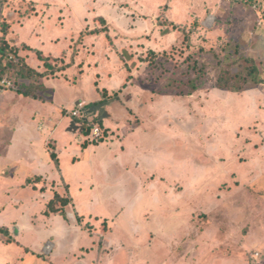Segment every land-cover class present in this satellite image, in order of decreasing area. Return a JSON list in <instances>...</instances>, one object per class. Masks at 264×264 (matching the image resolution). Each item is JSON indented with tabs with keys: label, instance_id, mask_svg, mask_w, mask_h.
<instances>
[{
	"label": "rangeland",
	"instance_id": "1",
	"mask_svg": "<svg viewBox=\"0 0 264 264\" xmlns=\"http://www.w3.org/2000/svg\"><path fill=\"white\" fill-rule=\"evenodd\" d=\"M215 1L0 0L57 68L33 100L0 86V264H119L118 247L123 264H264V83L218 88L215 57L239 43L264 78V0H220L184 40ZM60 188L70 203L49 212Z\"/></svg>",
	"mask_w": 264,
	"mask_h": 264
},
{
	"label": "trees",
	"instance_id": "2",
	"mask_svg": "<svg viewBox=\"0 0 264 264\" xmlns=\"http://www.w3.org/2000/svg\"><path fill=\"white\" fill-rule=\"evenodd\" d=\"M0 13L2 14V16H0V79L7 75L14 80V87L19 93L37 98L39 97L37 91H44L47 89L44 85V77L57 70L55 65H52L47 59L52 54H46L40 49H35L39 59L45 62L47 69H45V71L40 70L32 65L27 55L21 53L25 50L21 49L18 43H13L8 38L10 26L7 24V21L2 18L3 12L1 9ZM198 18L199 17H194L192 25L189 23L182 27L180 26L182 28V33L185 32L184 40L189 39L188 42L190 43H192L191 36H193V33L201 28V21ZM103 21L106 22L104 18ZM172 25L173 27L178 26L177 24ZM177 29L179 30V27ZM226 46L223 47V56L219 53L215 54L217 67L216 86L218 88L234 93H241L249 86H256L264 83V78L261 76L260 67L255 58L242 54L241 45L239 43L232 46L228 44V46ZM23 47L27 50H34L30 45L25 44ZM28 54L30 53L28 52ZM198 70V73L201 74L200 77L188 81L190 85L189 94L203 87L206 82L205 65H200ZM25 80H28L29 83ZM103 90L105 93V89ZM84 130L85 135L89 138L91 136L92 125L89 124V127L85 126ZM99 139H101V137H99ZM87 141L89 142L90 139ZM82 145L87 146L88 143L84 142ZM50 155L56 166H59L57 152L55 150L51 151ZM69 203L70 197L68 195H64L58 190H55L53 197L47 203L48 211L63 213L65 210L64 207Z\"/></svg>",
	"mask_w": 264,
	"mask_h": 264
},
{
	"label": "crops",
	"instance_id": "3",
	"mask_svg": "<svg viewBox=\"0 0 264 264\" xmlns=\"http://www.w3.org/2000/svg\"><path fill=\"white\" fill-rule=\"evenodd\" d=\"M220 0H217V1H215V3L212 5V4H205L204 5V7H205V15H198V14H196V13H194V14H192V18L194 19V17H199L201 20V22L203 23V21L206 19H208V15H214L215 13H216V11H219L220 10V7H218L217 6V2H219ZM33 2V1H32ZM235 2V1H234ZM242 4H245V3H242ZM241 4V5H242ZM36 6V5H35ZM243 6V5H242ZM241 7V6H240ZM207 8V9H206ZM232 8V7H231ZM245 8V6H243L242 7V10ZM245 10V9H244ZM246 14H248L247 12H245ZM196 14V15H195ZM28 15V14H27ZM27 15H24V17L22 18L23 19V21H26V19H27ZM191 16V15H190ZM29 18H30V16H29ZM191 17H189L188 18V20H189V22L191 21V19H190ZM245 19H247V17L245 16ZM261 19V18H260ZM20 20V19H19ZM205 20V21H206ZM18 21V20H17ZM14 23L15 22H13L12 23V25H11V27H10V30H9V36H8V38L9 39H11L10 37H12V36H14L15 37V39H16V43L17 42H19V44H26V45H30L33 49L35 48V49H39L38 47H36V46H32L30 43H28L27 41H23L22 39H21V37H20V35H19V33L18 32H16V30L14 29L15 27H14ZM187 23H188V21H187ZM201 23V24H202ZM204 25V24H203ZM260 25H263V20H260ZM38 27V26H37ZM36 30L34 29V32H35ZM33 32V33H34ZM36 34H38V33H36ZM12 35V36H11ZM40 50H42V49H40ZM27 52H31V51H33V50H26ZM26 54V53H25ZM29 60V59H28ZM25 97H27V99H32L33 100V98H31V97H29V96H26V95H24ZM44 127H45V124H42L41 122H40V125H38L37 126V128L38 129H44ZM16 130H14L13 129V131H12V133L13 132H15ZM16 133V132H15ZM11 144V143H10ZM10 144L7 142L6 144H5V146H7L8 145V147L10 146ZM55 145H56V148H55V151L57 152V155H58V157H59V152L57 151V142L55 141ZM81 146L84 148V149H87L88 150V154L90 153V155H94L93 153L95 152V149H98V148H100L102 145L100 144V145H95V146H92V145H87V146H83L82 144H81ZM10 149V148H9ZM9 149H7V150H9ZM7 150H6V152H7ZM49 154H50V152H49ZM50 157H51V155H50ZM91 159V158H90ZM88 160H89V158H88ZM59 165H60V158H59ZM43 174H36L35 175V177L33 178V181H35L34 179H42V180H45V175H43ZM41 177V178H40ZM63 178V177H62ZM58 182V181H57ZM66 182V181H65ZM67 183V182H66ZM60 182H58V187H60ZM52 185H56V182L55 181H53V183H52ZM67 185H68V190L70 191V184H68L67 183ZM35 187V186H34ZM49 189V188H48ZM56 189V188H55ZM58 190V189H57ZM60 190V191H59ZM58 191L59 192H61L62 190H61V188L59 189ZM53 192V191H52ZM62 193V192H61ZM22 203V202H21ZM20 203V204H21ZM3 208H6V206H3ZM2 211V208L0 209V212ZM0 229L1 228H3L4 226L6 227V226H8L9 224H7V223H5L4 222V220H2V218H1V215H0ZM18 230H19V233L22 231V229H23V227H22V225H20V224H18ZM1 231V230H0ZM133 245H134V243H135V241L133 240L132 242H131ZM132 245V246H133ZM119 248V250L121 251V253H122V261H121V263H119V264H123L124 262H126L127 260L124 258V257H126L127 256V254H128V252H127V249L126 248H123V247H118ZM131 249L132 250H134V251H136V252H138V259H137V261L140 259V257H141V251H140V249H138V248H136V247H131ZM113 254V253H112Z\"/></svg>",
	"mask_w": 264,
	"mask_h": 264
},
{
	"label": "built area",
	"instance_id": "4",
	"mask_svg": "<svg viewBox=\"0 0 264 264\" xmlns=\"http://www.w3.org/2000/svg\"><path fill=\"white\" fill-rule=\"evenodd\" d=\"M229 1H238V2L245 3V4L251 3V0H229ZM254 7L257 8V4H254ZM0 86L7 87V88H11V87H14L15 86V82H14V80L12 78H9L6 75L2 79H0ZM83 107H84V102H80L78 104V107H76L75 109H73L72 114L75 115V116H79L80 115V111H81V109ZM93 134L96 137L100 136V134H101L100 127L95 126L93 128Z\"/></svg>",
	"mask_w": 264,
	"mask_h": 264
}]
</instances>
